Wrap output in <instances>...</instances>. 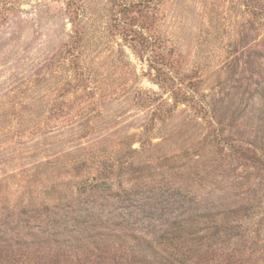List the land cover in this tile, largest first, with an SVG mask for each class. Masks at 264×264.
I'll use <instances>...</instances> for the list:
<instances>
[{"label":"rangeland","instance_id":"374dc122","mask_svg":"<svg viewBox=\"0 0 264 264\" xmlns=\"http://www.w3.org/2000/svg\"><path fill=\"white\" fill-rule=\"evenodd\" d=\"M235 142L264 149V0H0L8 264L172 228L264 264V164Z\"/></svg>","mask_w":264,"mask_h":264},{"label":"trees","instance_id":"16d2710c","mask_svg":"<svg viewBox=\"0 0 264 264\" xmlns=\"http://www.w3.org/2000/svg\"><path fill=\"white\" fill-rule=\"evenodd\" d=\"M151 67V69H156L157 72L162 69L161 65L151 64ZM228 148L235 153L249 156V158L264 164V149L256 144L235 142L229 143ZM91 227L94 228L95 226H89L88 228ZM237 227H240V225ZM181 231L182 228L168 229L160 235L155 244L153 243L154 240H151L154 238H147L146 236H132V243H122L111 242L109 239L111 236L104 235L101 239L95 240L93 245L90 244L87 253L84 251H67L66 249L70 247L78 248L69 238L54 239L52 243H48V247L54 249V251L56 250L55 264H210L213 261L215 262L216 257L212 245L207 246L203 243H198L200 244V248L197 250L198 253L191 257L189 251L191 247H188L187 250L183 249L186 243L184 241L182 247V242L179 240ZM4 240L5 236H1L0 264H8L9 261H13L12 257H7V249L3 244ZM7 242L10 248L9 251H11L15 243L9 240ZM35 244L36 242L26 243L29 248L34 247ZM201 244L205 249H202ZM235 256L227 254L223 264H246L245 261L235 259ZM23 262L31 264L28 260H23ZM19 264H22V261Z\"/></svg>","mask_w":264,"mask_h":264}]
</instances>
